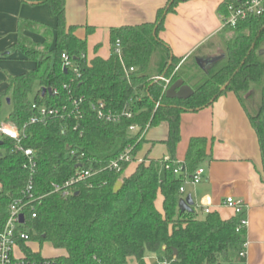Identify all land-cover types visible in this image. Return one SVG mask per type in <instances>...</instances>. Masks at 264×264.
I'll return each instance as SVG.
<instances>
[{"label":"trees","instance_id":"trees-1","mask_svg":"<svg viewBox=\"0 0 264 264\" xmlns=\"http://www.w3.org/2000/svg\"><path fill=\"white\" fill-rule=\"evenodd\" d=\"M24 1L48 4L56 19L55 42L51 49L40 50L21 37L12 46L35 66L6 78V87L0 92V109L2 99L7 97L11 111L4 121L23 129L21 144L34 150L36 166L31 172L15 142L1 139L0 231L10 204L23 197L28 181H32V199L23 227L28 239L19 240L18 245L25 258L37 264L44 260L52 264H128L131 257L135 264H145L151 254H159L163 264L234 261L246 242V228L239 227V215L222 218L213 211L200 218L194 207L191 212L178 209L184 173L191 177L211 159L207 152L211 140L191 137L179 164L181 173L173 170L178 166L175 153L181 114L208 107L227 92H232L243 108L264 165V0L261 14L250 15L234 27H223L175 72L181 60L171 55L159 32L165 16L188 0H167L153 21L111 28L112 52L105 59H87L86 39L75 35L76 25L65 22V0ZM236 1L223 0L218 15L227 17L228 6ZM24 26L19 24L20 29ZM116 40L120 42L121 59L113 53ZM63 53L74 61L79 74L62 67ZM215 56L220 58L204 70L196 63V59ZM130 67L133 71L126 76L124 68ZM161 75L170 79L168 87L181 79L193 94L185 100L166 98L168 87L165 89L163 81L154 79ZM98 101L114 111L128 108L133 116L119 123L105 122L92 109ZM32 104L56 113L30 124L29 119L35 115ZM161 123L168 128L162 141L166 159H147V150L130 174H124L127 163L121 164L120 171L109 169L111 161L127 148L137 155L146 144H154L145 137L149 129ZM130 125H137L139 131L130 132ZM89 169L94 175L73 183L69 196L54 190L53 184L62 185L79 171ZM158 194L161 210L155 205ZM30 242L49 243L62 255L44 257L31 250L27 245Z\"/></svg>","mask_w":264,"mask_h":264},{"label":"crops","instance_id":"crops-1","mask_svg":"<svg viewBox=\"0 0 264 264\" xmlns=\"http://www.w3.org/2000/svg\"><path fill=\"white\" fill-rule=\"evenodd\" d=\"M166 2L167 0H65L64 19L68 26L78 27L75 31L77 37L86 39L87 59L95 56L105 59L112 52L109 41L111 28L153 21L157 10ZM222 2L223 0H188L179 3L175 12L165 16L159 38L169 47L171 55L181 60L179 63L187 60L201 45L221 33L223 27L217 8ZM0 15V58L12 51L22 53L20 50H12V46L21 37L40 50L54 46L53 29L56 19L47 3L0 0ZM32 22L35 23L34 26H31ZM19 24L25 26L20 29ZM87 28L94 30L89 32ZM34 33L44 36L47 34L51 39L50 43L46 39L36 38ZM90 40L92 48L89 52ZM21 59L25 66L22 70L5 76L0 92L5 89L8 76L34 68L35 63L23 53ZM167 132L166 123L149 129L145 138L154 144H146L136 156L143 158L149 150L147 159L168 157L162 143ZM179 134L175 153L177 161L183 160L191 137L203 136L211 140L207 145L211 159L201 165L205 170L203 180L197 185L186 183L181 197L191 191L196 196L194 209L197 207L206 215L203 208L208 207L210 212H217L222 218L234 215L223 204L224 199L228 196L241 199L245 204L243 217L246 219V256L242 259L236 256L230 264H264V165L256 134L236 96L227 92L208 107L182 113ZM136 164L137 162L130 163L125 175L130 174ZM130 167L133 168L128 172ZM192 193L188 194L193 195ZM157 209L161 210V207ZM148 260L147 256L145 264Z\"/></svg>","mask_w":264,"mask_h":264},{"label":"built area","instance_id":"built-area-1","mask_svg":"<svg viewBox=\"0 0 264 264\" xmlns=\"http://www.w3.org/2000/svg\"><path fill=\"white\" fill-rule=\"evenodd\" d=\"M263 11V0H237L234 4L228 6V16H221L222 27H234L239 21L246 19L250 15H259ZM113 53L121 59V50L120 42L116 40L113 48ZM62 67L66 70L72 71L74 74H79L78 67L74 64V61L70 57L63 53L61 55ZM181 63H179L175 68L174 72L179 68ZM133 71V68H124L126 76ZM154 79L161 80L165 83V89L170 83V79L161 76H156ZM56 93V90H53ZM80 102V100L78 101ZM78 102H75V109H78ZM158 105V103L156 104ZM32 109L35 111L29 119L30 124L37 122H42L49 115L56 113V110L48 109L46 107L37 106L32 104ZM92 109L96 112V115L99 119L110 122V123H119L122 119H130L133 114L128 108H124L121 111H114L111 109H106L104 102L98 101L92 105ZM78 111V110H77ZM128 130L132 133H137L139 127L137 125H130ZM147 130V127L141 132L140 137H142ZM25 134L23 129L18 128L16 125L6 122H0V140L2 138H9L15 142V147L17 150L21 151L27 160V165L30 167L31 172L35 168L34 160V150L31 148H23L21 142ZM167 158V157H166ZM165 158V159H166ZM143 158H139L136 155H133L130 148H127L123 153H121L117 159H114L109 164L110 170L120 171L121 164L123 163H133L141 162ZM181 161H177V167L173 170L175 174L181 173L180 164ZM205 170L202 166L198 167L191 177L185 172L183 176V184L179 188V194L184 193V187L186 183H191L193 185L199 184L203 180V175ZM94 175V172L89 170L79 171L77 174L72 176L62 185L53 184L55 191H60L63 196H69L71 192V185L78 180L86 179ZM32 181H28L27 186L23 190V197L15 199L9 206V213L7 219L4 223L3 228L0 231V264H37L35 261L25 258L23 252L21 251L18 242L19 240L28 239V234L23 231V227L26 225V209L28 201L32 199ZM223 204L232 210L234 215H239V227L246 228V219L243 217L245 212V204L241 199L228 196L224 199ZM203 212L208 214L210 209L208 207L203 208ZM20 215H23V223L20 222ZM34 217L35 215L32 214ZM32 250V249H31ZM246 256V242L243 245V249L239 251L238 257L240 259ZM41 264H52L51 261L44 260Z\"/></svg>","mask_w":264,"mask_h":264},{"label":"rangeland","instance_id":"rangeland-1","mask_svg":"<svg viewBox=\"0 0 264 264\" xmlns=\"http://www.w3.org/2000/svg\"><path fill=\"white\" fill-rule=\"evenodd\" d=\"M1 15H2V13H1ZM49 16L52 19V16L50 14H49ZM221 23H222V20H221ZM5 29L7 30V27H5ZM34 35L36 36V38L43 39V40L46 39L47 42L50 43L51 39H50V37H48L47 34L44 36L43 34H40V33H34ZM228 36H230V35H228ZM89 43L90 44H89L88 51L90 52L91 48H92L91 40L89 41ZM103 47L104 48L106 47L105 42H104ZM8 51H10V50H8ZM21 57H22V53L21 52L12 51L7 56H4L3 58H0V85L2 84V82L4 83L3 80H4V78H5V76L7 74H13L14 72H18V70H22L23 66H25V63H23ZM26 64H28V63L26 62ZM29 98L30 99L33 98V93L29 96ZM7 99H8L7 97L2 99V104H1V109H0V122L5 120V117L8 116V114L11 111V105L7 103ZM6 123H8V122H6ZM132 168L133 167H130L128 169V172H131ZM124 174H125V172H124ZM188 193H192V192L188 191ZM188 193H186L184 196H186ZM192 196H193V199L196 201V196L194 194ZM155 203H156L157 207H159V208L161 207L160 206L161 205V196H160V194L157 195V199H156ZM195 213L200 218L205 216L199 211V209L197 207H195ZM29 246H30V248L32 250L40 252L42 256L47 257V258H53V257L59 256V255H62L61 251L55 250L51 246V244H49V243H43V244L40 245L38 242H32V243L29 244ZM148 259L149 260L147 261V264H163L162 260L160 259V255L159 254H151V255L148 256ZM128 264H135L134 258H132V257L129 258Z\"/></svg>","mask_w":264,"mask_h":264},{"label":"water","instance_id":"water-1","mask_svg":"<svg viewBox=\"0 0 264 264\" xmlns=\"http://www.w3.org/2000/svg\"><path fill=\"white\" fill-rule=\"evenodd\" d=\"M220 57H212L210 59L199 58L196 59L197 65L201 69H205L209 64L217 61ZM225 87H222L223 90ZM45 89H43L44 91ZM50 92V89H48ZM193 94V90L186 84L183 83L181 79L174 81L165 91L166 98L169 99H181L185 100L189 98ZM7 103H9V99H7ZM0 144H2V140H0ZM195 205L194 199L191 194H187L185 197H181L178 200V209L181 212H191L192 207ZM20 222L23 223V215H20Z\"/></svg>","mask_w":264,"mask_h":264}]
</instances>
